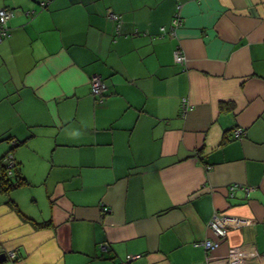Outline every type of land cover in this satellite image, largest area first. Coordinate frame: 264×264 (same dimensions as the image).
Instances as JSON below:
<instances>
[{"label":"crops","instance_id":"1","mask_svg":"<svg viewBox=\"0 0 264 264\" xmlns=\"http://www.w3.org/2000/svg\"><path fill=\"white\" fill-rule=\"evenodd\" d=\"M41 1L0 0V264H264V0Z\"/></svg>","mask_w":264,"mask_h":264},{"label":"built area","instance_id":"2","mask_svg":"<svg viewBox=\"0 0 264 264\" xmlns=\"http://www.w3.org/2000/svg\"><path fill=\"white\" fill-rule=\"evenodd\" d=\"M51 0H42L40 2V8L45 9L48 5V3ZM13 17V13L8 9H0V41L9 35V28H8V21ZM109 18L118 21L119 16L115 14H110ZM181 25V20L176 15L171 20V26H170V32L166 33L163 28H161L162 35H168L170 37H173L175 35V30ZM173 61L175 64H183L185 61V57L180 50L179 46H176L174 52H173ZM90 84V93L92 97L94 98L95 102L101 103L103 102L105 98V85L102 81V79L99 76H92L89 80ZM242 131L237 129L235 130L234 137L237 138L241 135ZM1 164L4 168L5 177L11 178L14 176V169L16 167V162L14 160V157L11 153H6L5 156L1 160ZM102 211L105 213L109 212V209L106 207H102ZM208 227L213 233V235L217 238L215 241L206 240L201 243H197L196 246H202L204 250H212L216 248L219 245V241L223 240L226 237L227 234V226L225 225V222L222 221V218L219 217V215L214 214L211 218V220L208 223ZM15 256L13 253L9 254V258L13 259ZM136 256H127V261H131L135 259Z\"/></svg>","mask_w":264,"mask_h":264},{"label":"trees","instance_id":"3","mask_svg":"<svg viewBox=\"0 0 264 264\" xmlns=\"http://www.w3.org/2000/svg\"><path fill=\"white\" fill-rule=\"evenodd\" d=\"M15 172H16V170L14 169V176L11 177V178H6L4 176L5 175L4 168H3L2 164H1V166H0V188L6 187V189H9V188L13 187L12 186L13 185L12 180L16 176ZM18 185H19V182H18Z\"/></svg>","mask_w":264,"mask_h":264}]
</instances>
